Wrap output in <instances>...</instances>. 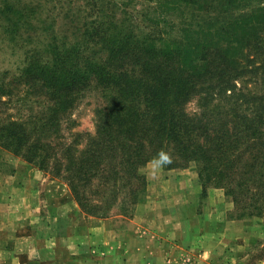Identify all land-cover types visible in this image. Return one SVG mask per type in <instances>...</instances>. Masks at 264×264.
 I'll list each match as a JSON object with an SVG mask.
<instances>
[{
    "label": "trees",
    "instance_id": "1",
    "mask_svg": "<svg viewBox=\"0 0 264 264\" xmlns=\"http://www.w3.org/2000/svg\"><path fill=\"white\" fill-rule=\"evenodd\" d=\"M17 1L0 5V45L20 54L16 67L0 71V104L28 85L51 103L53 117L31 126L10 114L0 118V155L9 150L34 162L45 150V160L52 146H45L49 137L43 133L61 126L75 92L96 83L103 89L96 133L79 155L67 148L63 157L69 159L57 161L86 213L107 216L117 206L126 214L143 202L148 181L140 167L163 151L171 158L166 169L195 162L205 186L221 184L237 207L264 218V94L243 100L252 101V112L262 109L253 116L230 105L234 92L211 109L201 100L198 114L185 109L195 92L226 89L223 72H249L239 69L230 51L260 45L263 6L250 0L247 9L246 0H162L153 16L145 12L156 17L145 30L134 17L136 7L120 3L85 20L79 35L75 26L69 38L71 24L63 33L55 19L50 26L42 23V2ZM260 62L257 68L264 70ZM94 179L101 189L90 188Z\"/></svg>",
    "mask_w": 264,
    "mask_h": 264
},
{
    "label": "rangeland",
    "instance_id": "2",
    "mask_svg": "<svg viewBox=\"0 0 264 264\" xmlns=\"http://www.w3.org/2000/svg\"><path fill=\"white\" fill-rule=\"evenodd\" d=\"M4 1L5 0H0V5H2ZM8 1L13 2L14 0ZM18 1L20 5H24L28 1L42 2L41 4H44L42 23H45V26H50L55 19V26L60 25V29L63 33L66 31L67 26L71 24L69 38L73 31H75V26L79 28L76 30V35H79L83 31L84 27L82 23H84L85 20H89L90 17H94L97 13L108 14L115 5L120 3H129L130 7H136L138 14L137 16L134 14L135 19L142 28L148 30V25L152 23V20L156 17H151L149 15L145 17V12L153 16L155 6H161L162 3V0ZM250 2L252 5L259 4L261 7H264V0H250ZM243 7H245V9L249 7L248 0H246ZM260 12L261 13L258 14L259 17L264 18V11ZM261 33L264 34V28L261 30ZM87 50L90 51L91 48ZM230 54L237 57L239 69L248 68L249 72H242L237 76H231L223 72V78L221 80L223 82L229 80L228 83L225 84L227 88L220 91L212 89L211 91L208 90V92H195L185 105L188 114H198L202 111L203 107H201L200 104L201 100L203 101L204 99L205 106L211 109L214 107L212 103H219L220 98L226 99L227 96L231 95V92H234L235 95L230 105H232L237 112L253 116L257 111H262V109H255V111L252 112V101L248 100L243 102V100L264 94V70L263 67L260 69L257 68V65L262 63L260 61L264 59V36L259 46L237 45L232 48ZM253 57L256 59L255 63L250 62ZM18 61H20V54L14 52L5 45H3V47L0 45V71L5 68H9L10 70L13 69L16 67ZM70 99H72V101L66 104L68 107L67 111L60 115L61 123L59 124H61V126L59 128L51 127L49 130L46 129L42 135L43 139L49 137L45 140L44 144L45 146H52L50 152L47 150L50 154L43 160L45 150H41L42 155L35 157V161L31 162L33 163L32 166L36 169H40L41 164L44 165L45 168H41L43 172L67 184L69 189L70 186L64 174L58 173L59 165L57 161L58 159L63 161L69 159V157H63V153L66 152L67 148L71 149L73 154L79 155L82 150L87 147L91 138L94 137L97 124L96 112L101 107L100 105L103 104V89L96 83H93L86 89L75 92ZM3 100H5V103L0 104V118L10 114L11 119H25L26 122H29V126H31L35 124L38 125L43 120L53 117V111L50 109L51 103H49L47 98L40 94L39 90L35 87L21 85L15 89L11 95L4 96ZM212 100L213 102H211ZM209 108H206L205 111ZM19 158L23 157L14 154L12 151L2 149L0 155V179H5L12 171H15L14 167ZM64 170L65 169L62 168V172H64ZM172 170H175L180 175L183 174L184 179L187 180L179 187H175V189H177L176 193H179V195L184 194V200H189V205L191 204L190 206H194L199 214L204 213L207 207L215 208L219 203V199L223 214L226 210V218L223 220L221 219L222 221L220 224L217 222L213 224L209 220H207L206 223L203 222L202 230L205 235V243L186 246L185 244L183 245V243H179V238H173L167 241L169 242L168 245L162 250L173 252L168 255L170 257H176V259H174L175 264H264V218L262 216L253 215L251 210L237 207L233 196L227 195L225 188L222 187L221 184L218 186L214 184L205 186V183L200 180L197 164L195 162H190L184 167H177ZM165 171V167L163 165L157 166L154 160L140 167V172L145 175L147 181L149 179L153 188H157L158 185H163V179L167 174ZM92 182L93 184L90 186L91 189L95 187L102 188L103 184L100 180L94 179ZM167 186L168 185L164 188L167 189ZM203 186L205 188V193L203 192ZM156 195L157 194H155V196ZM180 198L181 197H179V199ZM177 202V206L181 208L182 202L180 200ZM141 204L144 203L140 202L136 204L133 209L126 214L121 213L120 209L115 206L112 207L107 216H98L109 217L111 220L115 221L117 225L126 226L129 221L127 216L134 214L137 207ZM157 210L159 211L160 208ZM121 214L122 216H120ZM206 219H208L207 216ZM218 219L219 217L216 216V221ZM232 222L240 223V232L236 227H231ZM158 240H161V238H158ZM201 244H207L208 248ZM158 246L159 248L162 247L161 244H158Z\"/></svg>",
    "mask_w": 264,
    "mask_h": 264
},
{
    "label": "crops",
    "instance_id": "3",
    "mask_svg": "<svg viewBox=\"0 0 264 264\" xmlns=\"http://www.w3.org/2000/svg\"><path fill=\"white\" fill-rule=\"evenodd\" d=\"M32 164L19 158L15 171L0 179V264H175L176 257L168 255L173 252L162 250L169 239L186 246L205 243L203 222L226 218L220 199L199 214L176 193L187 181L183 174L165 168L163 185L153 188L148 179L144 204L119 226L86 213L67 184ZM239 226L231 223L240 232Z\"/></svg>",
    "mask_w": 264,
    "mask_h": 264
},
{
    "label": "clouds",
    "instance_id": "4",
    "mask_svg": "<svg viewBox=\"0 0 264 264\" xmlns=\"http://www.w3.org/2000/svg\"><path fill=\"white\" fill-rule=\"evenodd\" d=\"M154 163L157 166H162V165L171 163V158L168 153L161 151L158 154V157L154 160Z\"/></svg>",
    "mask_w": 264,
    "mask_h": 264
}]
</instances>
